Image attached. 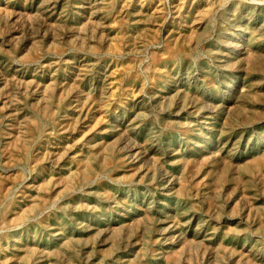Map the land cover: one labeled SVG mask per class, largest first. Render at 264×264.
Returning <instances> with one entry per match:
<instances>
[{"label":"rangeland","instance_id":"rangeland-1","mask_svg":"<svg viewBox=\"0 0 264 264\" xmlns=\"http://www.w3.org/2000/svg\"><path fill=\"white\" fill-rule=\"evenodd\" d=\"M263 151L264 0H0V264H264Z\"/></svg>","mask_w":264,"mask_h":264},{"label":"bare ground","instance_id":"bare-ground-1","mask_svg":"<svg viewBox=\"0 0 264 264\" xmlns=\"http://www.w3.org/2000/svg\"><path fill=\"white\" fill-rule=\"evenodd\" d=\"M73 17V16H72ZM80 34V33H79ZM34 53V52H33ZM37 53H39V52H37ZM36 57V56H35ZM38 57V56H37ZM65 60H67V59H65ZM62 63V62H61ZM65 63V62H64ZM49 70V69H48ZM63 70H65V69H63ZM50 71V70H49ZM75 76V75H74ZM81 77V76H80ZM20 78V77H19ZM23 78V77H22ZM21 79V78H20ZM28 79V78H27ZM78 80V79H77ZM21 81V80H20ZM39 81V80H38ZM37 81V82H38ZM22 82V81H21ZM24 82V81H23ZM62 82V81H61ZM66 82V81H65ZM30 83V82H29ZM31 83H33V81L31 82ZM48 84V83H47ZM59 84H61V83H59ZM31 85V84H30ZM54 85V84H53ZM52 85V86H53ZM50 86V85H49ZM67 86H69V85H67ZM77 86V85H76ZM37 87V86H36ZM35 87V88H36ZM45 88V87H44ZM29 89V88H28ZM51 89V88H50ZM64 90V89H63ZM36 91V90H35ZM38 91H39V89H38ZM34 92V91H33ZM44 92V91H43ZM43 95V94H42ZM81 95V94H80ZM86 95V94H85ZM84 96V95H83ZM8 97V96H7ZM79 97V96H78ZM87 97V96H86ZM47 98V97H46ZM80 98V97H79ZM40 99V98H39ZM44 99H45V97H44ZM11 100V99H10ZM73 100V99H72ZM46 102V101H45ZM90 102V101H89ZM47 103V102H46ZM82 104V103H81ZM15 105V104H14ZM89 105V104H88ZM85 106V105H84ZM88 109V108H87ZM90 109V108H89ZM78 110V109H77ZM83 112V111H82ZM89 112V111H88ZM88 115V114H87ZM92 116V115H91ZM74 121V120H73ZM70 123V122H69ZM67 125V124H66ZM71 127V126H70ZM76 128V127H75ZM22 129V128H21ZM64 129V128H63ZM29 130V129H28ZM69 130V129H68ZM23 131V130H22ZM63 132H64V130H63ZM127 132V131H126ZM128 133V132H127ZM23 135H25L24 133H23ZM30 136V135H29ZM33 136V135H32ZM59 137V136H58ZM64 138V137H63ZM121 138V137H120ZM25 139V138H24ZM26 141H28V140H26ZM29 142V141H28ZM55 143V142H54ZM53 146V145H52ZM36 151V150H35ZM53 151V150H52ZM55 151V150H54ZM264 152V151H263ZM49 153V152H48ZM50 154V153H49ZM261 154H263V153H261ZM47 156V155H46ZM42 158H43V156H42ZM41 159V158H40ZM255 159V158H254ZM257 159V158H256ZM122 160V159H121ZM132 161V160H131ZM177 162V161H176ZM254 162V161H253ZM264 162V161H263ZM256 164V163H255ZM123 167V166H122ZM255 167H257V166H255ZM128 168V167H127ZM67 169V168H66ZM125 169V168H124ZM130 169V168H129ZM121 170V169H120ZM95 171V170H94ZM132 171V170H131ZM88 173H90V172H88ZM123 174V173H122ZM88 175V174H87ZM126 175H127V173H126ZM52 177V176H51ZM124 177V176H123ZM129 178V177H128ZM35 189V188H34ZM115 196V195H114ZM149 215V214H148ZM141 216V215H140ZM147 217H149V216H147ZM146 218V217H145ZM234 218V217H233ZM135 219V218H134ZM126 222V221H125ZM142 222V221H141ZM150 222V221H149ZM85 223V222H84ZM132 223V222H131ZM154 224V223H153ZM124 225V224H123ZM137 225H139V224H137ZM142 225V224H141ZM152 225V224H151ZM91 226V225H90ZM119 226V225H118ZM133 226H135V225H133ZM148 226V225H147ZM90 228V227H89ZM112 229V228H111ZM114 229V228H113ZM212 229V228H211ZM110 230V229H109ZM112 231V230H111ZM98 232V231H97ZM117 232V231H116ZM232 232V231H231ZM90 233V232H89ZM233 233V232H232ZM88 235V234H87ZM109 236H110V233H109ZM244 236V235H243ZM98 238V237H97ZM185 238V237H184ZM183 240V239H182ZM194 240H196V239H194ZM199 240V239H198ZM197 240V241H198ZM106 241V240H105ZM191 241V240H190ZM194 242V241H193ZM185 243V242H184ZM206 243V242H205ZM196 244V243H195ZM219 244V243H218ZM189 245V244H188ZM184 247V246H183ZM226 247V246H225ZM234 247V246H233ZM31 248V247H30ZM188 248H189V246H188ZM220 248V247H219ZM29 250V249H28ZM240 250V249H239ZM39 251V250H38ZM188 251V250H187ZM186 251V252H187ZM237 251V250H236ZM46 252V251H45ZM180 252V251H179ZM185 252V251H184ZM191 252V251H190ZM245 252V251H244ZM172 253V252H171ZM235 253V252H234ZM37 254V253H36ZM173 254V253H172ZM236 254V253H235ZM234 254V255H235ZM48 255V254H47ZM154 255V254H153ZM230 255V254H229ZM177 256V255H176ZM183 256V255H182ZM240 256V255H239ZM247 256V255H246ZM154 257V256H153ZM181 257V256H180ZM179 257V258H180ZM184 257V256H183ZM186 257V256H185ZM249 257V256H248ZM12 258V257H11ZM18 258V257H17ZM178 258V257H177ZM16 259V258H15ZM188 259V258H187ZM246 259V258H245ZM127 260V259H126ZM240 260V259H239ZM244 260V259H243ZM251 260V259H250ZM169 261H171V260H169ZM169 261H168V263H169ZM180 261V260H179ZM189 261V260H188ZM188 261H186V262H188ZM237 261V260H236ZM128 262V261H127ZM174 262V261H173ZM17 263V262H16ZM239 262H237V264H238ZM138 264V263H137ZM174 264V263H173ZM188 264V263H187Z\"/></svg>","mask_w":264,"mask_h":264}]
</instances>
